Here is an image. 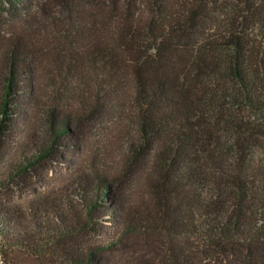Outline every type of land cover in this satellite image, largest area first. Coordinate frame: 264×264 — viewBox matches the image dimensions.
I'll return each instance as SVG.
<instances>
[{"label": "trees", "instance_id": "16d2710c", "mask_svg": "<svg viewBox=\"0 0 264 264\" xmlns=\"http://www.w3.org/2000/svg\"><path fill=\"white\" fill-rule=\"evenodd\" d=\"M79 1L83 13L55 44L9 50L0 190L54 154L82 150L77 130L101 128L109 113L114 125H135L137 138L122 162L89 156L93 178L76 173L71 186L1 204L4 264L18 254L102 264L137 233L176 241L175 264L187 240L264 264V0ZM39 66L67 103L50 106L46 142L14 158L12 124L36 97ZM135 169L146 174L142 200L113 190L134 185ZM90 232L110 240L76 242Z\"/></svg>", "mask_w": 264, "mask_h": 264}, {"label": "rangeland", "instance_id": "374dc122", "mask_svg": "<svg viewBox=\"0 0 264 264\" xmlns=\"http://www.w3.org/2000/svg\"><path fill=\"white\" fill-rule=\"evenodd\" d=\"M65 1L67 0H0V103L9 71L8 53L9 50H14L12 43L21 41L24 45H35L38 49L42 48V45L55 44L59 37L68 32L66 30L73 28L71 25L76 22L77 12L83 13V2ZM49 61H45V65H49ZM38 69L40 71L37 77L36 97L29 107L26 106L25 117H21L12 124L11 157L14 158L23 152L31 153L34 145L46 142L47 113L50 106L54 105L53 102L61 107L67 103L63 100V93L59 86L55 88L52 81L46 77L43 66H39ZM112 117L110 113L106 115L103 121L104 126L99 129L95 123H85V132L77 130V135L74 136V140L83 145L82 150L71 149L61 155L54 154L53 157L43 160L32 171L24 174L17 186L0 190V205L9 204L10 200L30 198L37 190L44 191L52 186H71L75 181L72 177L76 173L89 174L90 178H93L95 173L89 170L87 161L89 156L96 157L99 164L120 160L122 162L121 156L137 138L135 125L125 121L114 125L111 121ZM62 155L67 158L68 165L63 163ZM135 171L137 174L140 172L136 169ZM119 172H121L120 169ZM135 176L137 179L134 185L127 186L125 183L116 185L113 190H116L117 195L122 192L125 198L131 197L133 200H142L147 196L146 174ZM108 240H110L109 236L101 237L97 232H90L77 238L76 242L84 246H94ZM181 242L183 245L180 246L179 253H183L185 257L182 258V256L179 259L182 264L184 262L239 264L240 259L234 253H223L221 250L192 240ZM177 247L176 241L160 233H137L125 238L121 245L114 244L113 249L104 252L101 259L102 264H175L172 256ZM0 264H4L1 254ZM16 264L60 263L18 254Z\"/></svg>", "mask_w": 264, "mask_h": 264}]
</instances>
